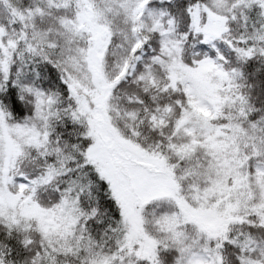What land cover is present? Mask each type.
I'll list each match as a JSON object with an SVG mask.
<instances>
[{"label": "snow or ice", "instance_id": "obj_1", "mask_svg": "<svg viewBox=\"0 0 264 264\" xmlns=\"http://www.w3.org/2000/svg\"><path fill=\"white\" fill-rule=\"evenodd\" d=\"M0 264H264V0H0Z\"/></svg>", "mask_w": 264, "mask_h": 264}]
</instances>
